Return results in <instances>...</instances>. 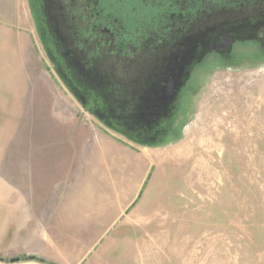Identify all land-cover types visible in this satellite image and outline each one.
I'll list each match as a JSON object with an SVG mask.
<instances>
[{
  "label": "rangeland",
  "instance_id": "rangeland-1",
  "mask_svg": "<svg viewBox=\"0 0 264 264\" xmlns=\"http://www.w3.org/2000/svg\"><path fill=\"white\" fill-rule=\"evenodd\" d=\"M173 103L144 138L111 126L50 61L30 0H0V264H264V47L207 50ZM88 133L140 157V186L87 254L56 261L36 254L55 200L43 179ZM122 162L116 199L134 185Z\"/></svg>",
  "mask_w": 264,
  "mask_h": 264
},
{
  "label": "flooded vegetation",
  "instance_id": "flooded-vegetation-1",
  "mask_svg": "<svg viewBox=\"0 0 264 264\" xmlns=\"http://www.w3.org/2000/svg\"><path fill=\"white\" fill-rule=\"evenodd\" d=\"M30 8L42 46L70 88L84 99L93 97L104 120L137 139L147 133L123 120L136 113L137 101L149 91L146 79L161 77L172 58L182 61L185 78L207 50L227 52L235 43L264 47V0H30ZM134 61L159 67L137 72L131 69ZM83 80L110 94L113 107L104 104L98 89L84 87ZM120 94L123 102L116 109Z\"/></svg>",
  "mask_w": 264,
  "mask_h": 264
},
{
  "label": "crops",
  "instance_id": "crops-1",
  "mask_svg": "<svg viewBox=\"0 0 264 264\" xmlns=\"http://www.w3.org/2000/svg\"><path fill=\"white\" fill-rule=\"evenodd\" d=\"M65 156L64 165L73 159L72 168L59 166L44 175L43 187L53 183L55 200L52 205L48 204L52 207L43 213L45 233L41 240L46 246L45 251H36V254L50 256L56 261L74 254L79 258L87 254L93 247V241L87 243L83 250V240L105 237L110 224L124 214L140 186V157L108 136L88 133L86 141L76 147L75 156ZM120 158L126 164L123 169L127 170L128 176L134 174L129 178L134 185L132 193L129 191L131 187L124 192L127 193L126 198L116 199L114 192L120 187L114 181L117 172L114 163Z\"/></svg>",
  "mask_w": 264,
  "mask_h": 264
},
{
  "label": "water",
  "instance_id": "water-1",
  "mask_svg": "<svg viewBox=\"0 0 264 264\" xmlns=\"http://www.w3.org/2000/svg\"><path fill=\"white\" fill-rule=\"evenodd\" d=\"M229 47V43L226 45ZM182 61H177V58H172L166 67L165 73L161 77L151 78L149 84V91L142 97L140 104L136 113L132 116H128L123 121L125 123L139 125L141 128H153L156 127L157 122H160L166 118L163 115L168 110L169 105L174 101V96L176 95L178 89L182 83L181 68ZM84 87L98 89L100 92L98 95L103 96V102L105 105H109L110 108L113 107V102L109 100L108 95L101 92V88L96 87L97 84L90 83L83 80ZM108 106V107H109ZM101 113V114H100ZM103 112H99L100 117ZM106 123H108L105 120Z\"/></svg>",
  "mask_w": 264,
  "mask_h": 264
},
{
  "label": "trees",
  "instance_id": "trees-1",
  "mask_svg": "<svg viewBox=\"0 0 264 264\" xmlns=\"http://www.w3.org/2000/svg\"><path fill=\"white\" fill-rule=\"evenodd\" d=\"M154 64H155V62H154ZM153 63H151V62H149V61H146V62H143V61H140V62H138V61H134V62H132L131 63V69L132 70H135V71H137V72H142V71H155V70H157V67H159V64H157V67L156 68H154V65ZM121 68H118V67H115V72H120V71H122V69L120 70ZM153 69V70H152ZM155 69V70H154ZM120 70V71H119ZM151 78L152 77H149L148 79H146L147 80V84H148V86H149V82H150V80H151ZM117 80H119L120 82H121V85H123L124 83H125V81L122 79V77H120L119 79L118 78H116ZM137 81H139V80H137ZM138 83V82H137ZM118 85V84H117ZM139 85V84H138ZM108 98H109V100L110 101H112V96L110 95V94H108ZM118 99H119V102H115L114 103V107H116V109H118L119 107H118V105H121V102H123V95L122 94H120V95H118V97H117ZM137 102H140L139 100L137 101ZM122 107H124L123 105L121 106V110L122 111H124L123 110V108ZM130 113V115H132V113H134V110L132 111V112H129ZM129 113L128 114H126V115H128L129 116Z\"/></svg>",
  "mask_w": 264,
  "mask_h": 264
}]
</instances>
